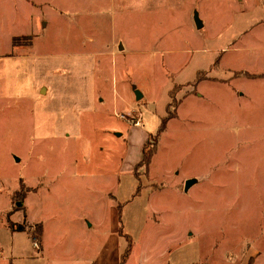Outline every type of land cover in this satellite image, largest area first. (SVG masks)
Returning a JSON list of instances; mask_svg holds the SVG:
<instances>
[{
  "label": "rangeland",
  "instance_id": "1",
  "mask_svg": "<svg viewBox=\"0 0 264 264\" xmlns=\"http://www.w3.org/2000/svg\"><path fill=\"white\" fill-rule=\"evenodd\" d=\"M33 1L0 0V227L46 221L74 261L117 264L121 221L125 264H264V0Z\"/></svg>",
  "mask_w": 264,
  "mask_h": 264
},
{
  "label": "crops",
  "instance_id": "2",
  "mask_svg": "<svg viewBox=\"0 0 264 264\" xmlns=\"http://www.w3.org/2000/svg\"><path fill=\"white\" fill-rule=\"evenodd\" d=\"M98 4V0H96ZM101 2V1H100ZM32 3L34 5L36 4L35 1L32 0ZM25 36H32L31 33H24V34H18V35H11L9 37V42L11 45V48L16 54V50L19 52L21 50L27 49V46H15L13 44L14 38H20ZM39 45V41L34 38L32 41V44L30 47V50L32 52L29 53H23L24 56L21 55H15V54H7V58H16L19 60H28V57L31 56L33 53H35V50H37V47ZM23 52V51H21ZM88 53V55H87ZM86 56H100L103 55V52L101 50H90V53L87 52ZM88 222V221H87ZM30 224H38L40 228V234H39V240H40V250H36L33 246V242L29 234L25 231H11L7 227H0L1 229H5L8 233L11 235V247L9 251L5 250L4 245L0 243V264H96V253L95 252H89V254H85L82 260H76L74 261L72 258H68V254L66 253L68 247L65 245L62 247L63 251H54L52 247L50 246V238L48 236V229H47V222L41 221L40 219H32L30 221ZM120 228V226H119ZM119 234V230H118ZM120 235V234H119ZM21 238H25V241H22ZM122 255V254H121ZM117 264L120 263V258ZM68 258V261H67Z\"/></svg>",
  "mask_w": 264,
  "mask_h": 264
},
{
  "label": "trees",
  "instance_id": "3",
  "mask_svg": "<svg viewBox=\"0 0 264 264\" xmlns=\"http://www.w3.org/2000/svg\"><path fill=\"white\" fill-rule=\"evenodd\" d=\"M166 124H167V118H164L162 121V124L160 126V129L158 131V134H160V132H163L165 130ZM149 160H150V155L144 149L143 150V159H142L141 165H143V164L147 165ZM140 191H141V185H138V188H137L136 192L134 193L133 197H137L140 194ZM11 228L14 229V226H12ZM38 229L39 230L37 231V233H39V231H40V228H38ZM17 230L24 231L25 229L23 227H19ZM119 234H120V236L124 237L128 243L125 251L121 255L120 263H119V264H125L128 257L131 254L132 247H133V240H132V237L123 233L121 221H120Z\"/></svg>",
  "mask_w": 264,
  "mask_h": 264
},
{
  "label": "water",
  "instance_id": "4",
  "mask_svg": "<svg viewBox=\"0 0 264 264\" xmlns=\"http://www.w3.org/2000/svg\"><path fill=\"white\" fill-rule=\"evenodd\" d=\"M196 23H197L198 28L202 27V23L198 18H196ZM135 95H136L137 100H140L143 97V94L138 90H135ZM196 184H198V179L193 178V179L187 180L185 183L184 191L187 193L190 190V188Z\"/></svg>",
  "mask_w": 264,
  "mask_h": 264
},
{
  "label": "built area",
  "instance_id": "5",
  "mask_svg": "<svg viewBox=\"0 0 264 264\" xmlns=\"http://www.w3.org/2000/svg\"><path fill=\"white\" fill-rule=\"evenodd\" d=\"M138 125H140V122L138 123ZM32 242H33V246L36 250H40V240H39V235L34 234L33 237H31Z\"/></svg>",
  "mask_w": 264,
  "mask_h": 264
}]
</instances>
